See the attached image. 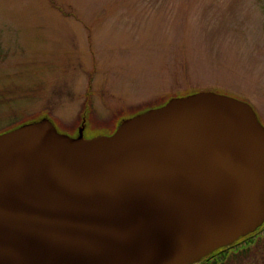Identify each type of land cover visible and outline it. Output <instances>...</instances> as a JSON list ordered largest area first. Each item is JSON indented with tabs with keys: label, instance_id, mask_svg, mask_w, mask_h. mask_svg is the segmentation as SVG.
I'll use <instances>...</instances> for the list:
<instances>
[{
	"label": "water",
	"instance_id": "obj_1",
	"mask_svg": "<svg viewBox=\"0 0 264 264\" xmlns=\"http://www.w3.org/2000/svg\"><path fill=\"white\" fill-rule=\"evenodd\" d=\"M84 132L42 117L0 134V264H189L264 225L246 102L196 92Z\"/></svg>",
	"mask_w": 264,
	"mask_h": 264
},
{
	"label": "rangeland",
	"instance_id": "obj_2",
	"mask_svg": "<svg viewBox=\"0 0 264 264\" xmlns=\"http://www.w3.org/2000/svg\"><path fill=\"white\" fill-rule=\"evenodd\" d=\"M202 91L264 125V0H0V133L46 116L92 138ZM260 233L226 264H264Z\"/></svg>",
	"mask_w": 264,
	"mask_h": 264
},
{
	"label": "trees",
	"instance_id": "obj_3",
	"mask_svg": "<svg viewBox=\"0 0 264 264\" xmlns=\"http://www.w3.org/2000/svg\"><path fill=\"white\" fill-rule=\"evenodd\" d=\"M164 104V103H163ZM163 104H160V105H157L156 107H159V106H161V105H163ZM155 107V108H156ZM87 112L86 111H84V110H82V113H81V117L84 115V114H86ZM87 115H89L88 113H87ZM39 117H40V115H38ZM37 117V116H36ZM43 117H46V116H43ZM40 118H42V117H40ZM46 118H48V117H46ZM88 118H89V116H88ZM39 118L37 117V119H35V120H38ZM50 119V118H49ZM51 121H52V123L53 124H55L54 123V121L52 120V119H50ZM31 121H33V120H29V121H27V122H31ZM27 122H23V123H27ZM22 123V124H23ZM21 125V124H20ZM10 130V129H9ZM76 130V129H75ZM78 130V129H77ZM8 130H6V131H4V132H7ZM4 132H1L0 134H2V133H4ZM67 134H69V136H72V137H74V136H76V134H77V131H75V132H71V133H67ZM262 228H264V225L261 227V228H259L256 232H254V233H252L250 236H248L250 239H251V237L253 236V235H255V237H257V236H259L261 233V230H262ZM246 237V236H245ZM243 239L244 238H241V239H239V240H237L236 242H234L233 244H235V245H239L242 241H243ZM259 241H261V238H259L258 240H256L255 241V244L256 243H258ZM251 248H253V247H246V249H243V250H239V249H237V252H235V253H233V254H230L229 252H226V250H223L222 248H220V249H218V250H216L215 252H213V254L212 255H210L209 256V260L211 261V263H214V264H222V263H226L227 261H229V259H231V258H233V257H240V256H242L243 254H246V253H248V251H250L251 250ZM231 249V248H230ZM228 254V255H227Z\"/></svg>",
	"mask_w": 264,
	"mask_h": 264
},
{
	"label": "flooded vegetation",
	"instance_id": "obj_4",
	"mask_svg": "<svg viewBox=\"0 0 264 264\" xmlns=\"http://www.w3.org/2000/svg\"><path fill=\"white\" fill-rule=\"evenodd\" d=\"M257 116V115H256ZM257 118H258V120H259V117L257 116ZM259 122H260V120H259ZM261 123V122H260ZM262 124V123H261ZM263 127H264V125H262ZM248 236H250V235H248ZM248 236H246V237H243L244 239H243V241L239 244V245H232V246H230L229 248H227V249H223V250H226V252H229L230 254H233V253H235L236 252V250L239 248V247H243V246H246V245H248L250 242H252L253 240H254V237H255V235H253L252 237H251V239L248 237ZM256 241V240H255ZM254 241V242H255ZM231 248V249H230ZM228 255V254H227ZM192 264H214V263H211V261L207 258H205L203 261H201L200 263H192ZM222 264H226V263H222Z\"/></svg>",
	"mask_w": 264,
	"mask_h": 264
}]
</instances>
